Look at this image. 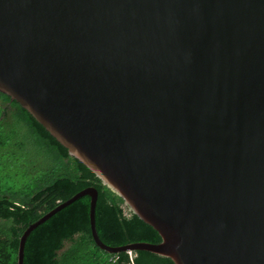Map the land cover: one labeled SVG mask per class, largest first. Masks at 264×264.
<instances>
[{"label": "water", "instance_id": "water-1", "mask_svg": "<svg viewBox=\"0 0 264 264\" xmlns=\"http://www.w3.org/2000/svg\"><path fill=\"white\" fill-rule=\"evenodd\" d=\"M0 92L159 234L94 242L264 264V0H0Z\"/></svg>", "mask_w": 264, "mask_h": 264}, {"label": "trees", "instance_id": "trees-1", "mask_svg": "<svg viewBox=\"0 0 264 264\" xmlns=\"http://www.w3.org/2000/svg\"><path fill=\"white\" fill-rule=\"evenodd\" d=\"M21 134L32 139L36 149H44L51 163L30 175L15 191L0 184V264H17L19 236L24 228L87 186L98 190L95 226L103 242L115 246L160 240L151 225L130 212L121 197L70 156L25 108L0 92V153L9 156L11 146L23 147ZM9 157L15 160V156ZM5 170L7 165L0 173ZM89 204V195H82L33 228L24 242L23 264H174L170 258L147 250H133L130 254L101 249L90 232ZM112 255L116 256L114 261L109 260Z\"/></svg>", "mask_w": 264, "mask_h": 264}, {"label": "rangeland", "instance_id": "rangeland-1", "mask_svg": "<svg viewBox=\"0 0 264 264\" xmlns=\"http://www.w3.org/2000/svg\"><path fill=\"white\" fill-rule=\"evenodd\" d=\"M22 134L20 140L25 145L21 148L13 145L9 149V156H15L13 162L6 153H0V169L7 165V170L0 173V184L3 187L10 186L11 191L21 188L23 183L30 178V175L35 174L44 167L47 168L51 163L50 156L47 155L44 149H36L32 139L29 137L26 139ZM32 153L33 155H31Z\"/></svg>", "mask_w": 264, "mask_h": 264}, {"label": "built area", "instance_id": "built-area-1", "mask_svg": "<svg viewBox=\"0 0 264 264\" xmlns=\"http://www.w3.org/2000/svg\"><path fill=\"white\" fill-rule=\"evenodd\" d=\"M130 254H131V252L130 251H128ZM115 258H116V256L115 255H112V256H110L109 257V260H111V261H114L115 260ZM129 264H132V263H129Z\"/></svg>", "mask_w": 264, "mask_h": 264}, {"label": "bare ground", "instance_id": "bare-ground-1", "mask_svg": "<svg viewBox=\"0 0 264 264\" xmlns=\"http://www.w3.org/2000/svg\"><path fill=\"white\" fill-rule=\"evenodd\" d=\"M98 191V190H97ZM25 246V245H24ZM24 261V260H23Z\"/></svg>", "mask_w": 264, "mask_h": 264}]
</instances>
